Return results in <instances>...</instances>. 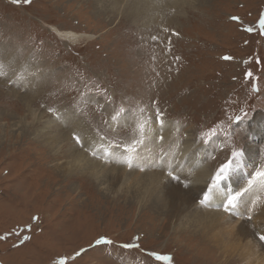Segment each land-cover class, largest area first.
Returning a JSON list of instances; mask_svg holds the SVG:
<instances>
[{"label":"rangeland","instance_id":"rangeland-1","mask_svg":"<svg viewBox=\"0 0 264 264\" xmlns=\"http://www.w3.org/2000/svg\"><path fill=\"white\" fill-rule=\"evenodd\" d=\"M180 2L190 5L132 17L128 7L105 0H0V264L240 263L179 232L190 217H174L177 206L174 216L143 210L145 197L133 184L126 194L109 179L107 192L98 180L75 175L66 182L53 169L70 160L66 152H80L101 172L112 169L107 155L100 162L80 150L69 135L74 121L79 132L137 149L145 139L138 122L151 120L168 123L173 134L183 131L180 139L190 134L213 172L232 160L233 185L261 169L264 0ZM30 112L41 123L26 124L20 135L11 126L18 118L31 123ZM117 117L133 125L115 124ZM67 128L64 156L55 158L37 131L66 136ZM233 151L243 152L238 163ZM132 190L139 200H131ZM254 199H239L235 215L244 219L242 204ZM248 220L243 227L255 228ZM105 238L112 243H96Z\"/></svg>","mask_w":264,"mask_h":264},{"label":"bare ground","instance_id":"bare-ground-1","mask_svg":"<svg viewBox=\"0 0 264 264\" xmlns=\"http://www.w3.org/2000/svg\"><path fill=\"white\" fill-rule=\"evenodd\" d=\"M105 1H111L115 5L119 4L125 8L128 7V10L132 12V17L138 14L144 15V17H148L149 14L155 16L156 13L159 14L161 11L167 9L171 10L175 8L176 10L180 4L182 6L190 5V2L188 4H182L180 0ZM69 38L76 39L73 35L69 36ZM30 115L32 116L31 123H27L24 118H18L11 128H17L16 131L20 130V135H24L26 133V124L30 125L29 128H31L32 125L36 126L42 120V116H38L39 114L36 115L34 112H30ZM131 121L128 122L127 117H117L114 119L115 124H121L125 127L132 126ZM78 123L74 121L70 134L69 128H67L66 136L52 137V134L49 135L43 129L37 131L41 134H37L38 138H43V141L41 140V146L46 147L50 151L51 156L55 155V158L56 156L63 157L64 155H61L64 149L63 144L68 142L66 137L68 134L70 137L75 134L80 138L81 142L77 146H80L81 151L88 150L93 154L92 156H96L97 159L99 158L100 160L98 161L100 162L107 155L108 161L112 162L110 165L112 169L101 172V168L98 167L99 165H94L93 162L86 161L79 154L80 152L70 153L65 151L70 160L66 161L65 164L64 162L54 164L53 169L63 179H66V182H70L69 179L75 175H83V177L90 180H98L100 185H107V192H110V187L112 186H109L107 182L116 179V183H119L121 191L125 189L126 194L129 192L128 189L133 186L135 190L139 191L145 197L140 200L141 204L139 207L141 209H149L151 212L156 211L159 214L162 212L164 214H172L171 209L177 206L175 208H179L181 212L180 215L174 216L172 214L174 217H179L180 219L190 217L187 223L186 219L184 220L183 224L185 225L180 227L181 230L179 232L186 231L188 234L193 233L195 236H198L201 239V243L206 241L224 260L229 259L230 261H235L237 259L240 263L242 262L244 264H264V241H261L259 238L260 235H264V180L257 179L249 188L248 181L255 174L250 176V178L247 177L244 182L240 181L238 185H236L237 182H235V185L232 184L234 183L233 177L228 174L227 178L221 181L217 188L209 192L208 189L212 185L216 172H213L209 164L205 165L203 163L201 156L204 150L199 148V144L194 142L190 134L185 133V138L180 139L179 132H184L178 130L174 134L171 133L170 131L173 127H170L171 125L166 122L161 123V121L151 120V122L148 121L145 125H140L138 122V127L136 128L138 130L141 129V131L143 130V138L145 139L136 147L137 149L135 151L129 152L125 148H119L109 144L104 139L95 138L87 131L79 132ZM260 123L259 131L264 132V120H260ZM257 130H254L253 133L255 137L261 136L258 135L259 132ZM180 141L182 143H179ZM251 150L249 147L245 152L249 154L248 151ZM261 169H264V164H262ZM261 169L258 168L256 170L259 171ZM169 173L172 174L169 175ZM172 179L174 180L172 181ZM225 180L228 182L231 181V183L224 184ZM167 182L174 183L175 187L181 191L173 188ZM165 186H168L166 190L163 189ZM245 188L247 191H244L239 199L243 201L251 193L254 194L255 198L254 203L245 202V204H242L244 207L240 214L245 217L247 216L246 220L235 215L236 212L234 211L238 209V204L236 209L231 212H225L223 207L230 194H234ZM135 190H132L130 195L132 201L137 200L139 197V192L137 193ZM205 193H208L210 199L201 204L200 201L203 200ZM256 199H258V202ZM136 203L139 204V202ZM192 207L195 211L186 215L185 210ZM249 216L252 218V221H255L252 222L253 224L255 223V228L248 230L243 225L247 224L246 226L249 228L251 224L248 220ZM180 224L181 222H179Z\"/></svg>","mask_w":264,"mask_h":264},{"label":"snow or ice","instance_id":"snow-or-ice-1","mask_svg":"<svg viewBox=\"0 0 264 264\" xmlns=\"http://www.w3.org/2000/svg\"><path fill=\"white\" fill-rule=\"evenodd\" d=\"M12 2L16 3V4H19L21 2L27 4V3H30L31 0H12ZM233 19L235 20V19H238V18L237 17H233ZM259 23H260L261 28H264V18H262ZM248 31H251V29H248ZM225 59H230V58L229 57H225ZM236 119L239 120L240 117H237ZM161 123H163V122L161 121ZM73 138L76 141V143L79 144L81 142L80 138L78 136H76L75 134H73ZM125 150L131 152V151H134L135 149H134V147L126 146ZM242 155H243V153L240 152V151H233L232 152V156H233V158H235L237 160V163L239 161V158ZM129 165H130V162H129ZM231 168H232V160H229L227 163L221 165L219 170L216 172L215 177L213 178L212 185L208 189L209 192H211L213 189L217 188L218 185L220 184V182L227 178V175H228L229 171L231 170ZM171 174L172 173H169V175H171ZM257 179L264 180V169H261V170H259V171H257L255 173V175L248 181V187L250 188L252 186V184ZM244 191H247V189L246 188L245 189H241L240 191H237L234 194H230L227 197V200H226V202L223 205L225 212H231L234 209H236L238 200H239L240 196L243 194ZM209 199H210V196L208 195V193H205L204 196H203V200H201L200 203L203 204L206 201H208ZM248 218L251 219L250 216ZM33 219H37V218L34 217ZM259 238H260L261 241H264V235H260ZM24 239H30V237H24ZM101 242H103L105 244H111L112 243L111 240H108L106 238L103 241L98 240L96 243L100 244ZM129 246L130 245H125V247H129ZM81 254H82V252H77L76 256H79ZM163 259L170 260V257L165 256V257H163ZM60 264H65V261L61 260Z\"/></svg>","mask_w":264,"mask_h":264}]
</instances>
